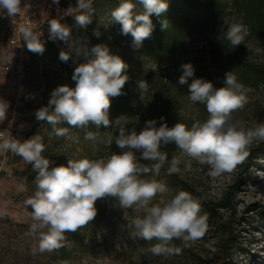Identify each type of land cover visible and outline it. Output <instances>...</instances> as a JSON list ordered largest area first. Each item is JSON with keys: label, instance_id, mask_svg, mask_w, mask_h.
<instances>
[{"label": "clouds", "instance_id": "clouds-1", "mask_svg": "<svg viewBox=\"0 0 264 264\" xmlns=\"http://www.w3.org/2000/svg\"><path fill=\"white\" fill-rule=\"evenodd\" d=\"M52 2L58 6L60 0ZM139 3L143 8L140 13L135 11L137 5L133 0H121L111 12V19L121 26V33L132 36L135 49L151 37L153 14L162 17L169 7L167 0H139ZM21 4L22 0H0V10L12 17L21 11ZM24 7L27 9V4ZM93 14V0H76L75 6L70 4L63 12V16L73 17L80 28L92 23ZM62 19L48 21V39L68 44V50L60 51L59 59L67 62L73 53L87 59L74 69L75 88L66 84L57 86L47 105L36 110L35 118L52 125V132L57 137L68 135L67 128L56 127L60 123L76 128L92 124L98 129L115 125L119 134L114 141L121 151L96 160L68 159L66 166L50 167L52 161L42 155L46 149L40 135L21 142L6 129L0 131V153L11 152L22 157L36 173V191L26 201L31 208L28 234L38 239L41 253L64 247L66 233H75L96 218L97 201L112 198L113 206L122 209L123 213L128 209L144 210L142 217L138 215L132 220V225L140 239L159 241L150 249L153 255L172 254L174 249L167 245L174 239L189 246L203 237L208 228L207 216L200 215L199 201L182 190L171 199L153 204L157 195L163 196L169 189L165 183L149 177L159 176L160 169L168 161V152L162 151L161 146L171 142L199 164L208 165V175L213 178L232 172L243 162L249 155L247 149L255 141H264V123L245 128L232 120L233 112L249 102L244 86L230 71L225 74L224 86L217 88L211 81L194 78L193 64L184 63L180 66L182 75L178 83L188 85L189 100L204 104L208 118L193 123L190 128L181 122L171 128L167 123L157 127V121L150 119L137 133L135 128L126 127L130 123L126 116L117 117L115 121L109 118L110 97L123 94L122 89L129 80L128 65L120 56L111 54L106 45L94 46L91 53L76 47L70 27L62 23ZM162 27H167V20H162ZM19 31L28 51L44 53L42 34L30 26H22ZM224 34L236 48L244 44L247 29L242 22L232 23ZM146 87V83L138 81V88L144 90ZM9 107L8 101L0 99V124L8 119ZM84 138L96 140L97 134L86 132ZM109 143H112L111 139ZM136 152L141 155L137 157ZM141 160L150 163L144 164ZM179 164L180 160L173 157L168 174L180 172ZM190 168L191 164H187L185 170Z\"/></svg>", "mask_w": 264, "mask_h": 264}, {"label": "trees", "instance_id": "trees-1", "mask_svg": "<svg viewBox=\"0 0 264 264\" xmlns=\"http://www.w3.org/2000/svg\"><path fill=\"white\" fill-rule=\"evenodd\" d=\"M120 2L121 0H93L92 23L86 28L77 26L71 16L64 18L61 22L70 27L71 35L85 41L90 49L96 45H105L102 37L96 35L92 30V24L95 21L100 23L104 16L111 17V12L118 7ZM133 2L137 5L135 11L142 12L143 8L139 0H133ZM167 3L168 10L162 17H157L155 14L151 17L154 30L151 37L143 41L141 47L138 49L133 47V38L129 34L124 37L129 42L130 51L120 53L109 48L111 54L120 56L128 65L126 71L129 77L122 89L123 94L118 97H110L109 118L115 121L117 117L126 116L130 122L126 127L128 129L135 128L137 133L143 130L146 121L150 119L157 121V127L161 123H167L171 128L181 122L190 128L193 123L204 122L208 118L206 106L197 102L199 113L196 119H179L178 113L186 104L185 98L189 92L183 87L174 86L170 80L154 82L155 75L133 69L132 64L140 60L141 57L157 64H166L174 61L178 55L189 52L198 42H204V51L213 67L224 74L232 71L237 82L242 84L244 89L264 93V64L255 62L249 56V51L244 44L234 48L226 40L225 34L215 32L227 16L234 14L248 27L250 35L264 47V0H232L229 3L224 0H167ZM70 4L75 6L76 0H60L58 6L67 9ZM162 20H167L166 28L162 27ZM11 34L12 31L8 33L7 40ZM48 35L49 33H43L41 37L45 46L42 55L28 51L27 47L25 51L26 60L23 65L22 80L24 92L20 100V110L26 114L27 121L31 124L30 131L23 134L25 140L36 134L42 137L46 149L42 155L52 161L50 167L66 166L68 159L89 158L96 160L107 158L112 152L119 153L121 150L114 141L119 134L115 125L108 128L101 126L98 129L92 124L86 128H76L66 123H60L56 127L67 128L68 135L57 137L52 132V125L35 118L36 110L47 105L53 89L65 84L71 88L76 86V81L72 79L74 69L71 67L70 61L63 62L59 59L61 51L59 44L64 42L49 40ZM8 79L10 80L9 77ZM138 81L144 83L150 81L153 84L143 98L141 89L138 88ZM260 114L262 122H264V108L260 110ZM86 132L97 134V139L86 140L84 138ZM109 139L112 141L111 144ZM174 144L175 142H171L165 146ZM261 156H264V141L253 149L248 159L249 164ZM17 157L22 158L18 155ZM16 175L27 189H36V173L32 167ZM169 182L177 193L182 190L192 193L188 182L176 173L170 175ZM198 201L201 205L200 215H206L207 220L211 221L220 233L216 257L219 260H216V263L237 264L234 262L236 231L233 226L223 221L220 212H230L234 209V193H226L216 203ZM113 205L114 201L109 204L97 202L96 218L77 232L66 233V239L63 242L65 246L48 252L49 262L51 264H82L87 240L103 229H110L120 235L140 239L135 235L136 229L132 225V220L136 216L123 213L122 209ZM152 242L158 243L159 241L154 239ZM167 246L174 250L184 248L182 242L177 239L171 241ZM11 247L12 244L7 243L0 248V264L19 262L17 254L11 251ZM194 262L195 264H208L207 260L202 258H196Z\"/></svg>", "mask_w": 264, "mask_h": 264}, {"label": "rangeland", "instance_id": "rangeland-1", "mask_svg": "<svg viewBox=\"0 0 264 264\" xmlns=\"http://www.w3.org/2000/svg\"><path fill=\"white\" fill-rule=\"evenodd\" d=\"M224 1L229 3L232 0ZM34 2L39 6L35 13H31L26 0H22L21 11L15 16L9 17L0 10V99L8 101L10 104L8 119L0 124V131L6 129L21 142L25 140L23 134L30 131L31 124L27 121L26 114L20 110V102L17 101L18 86L10 81L1 70L7 57L12 51L14 52L7 44V35L12 31L16 38L21 37L19 29L22 26H30L37 33L45 34L48 33L49 19L68 17L63 16L66 9L53 4L51 0H34ZM25 4H27V9L24 7ZM30 19L32 24H30ZM224 21L227 23L225 24ZM240 22L242 21L237 15L227 16L215 32L224 34L228 25ZM92 25L94 33L102 37L108 48L120 53L130 51L129 42L121 33L119 24L113 23L111 17L104 16L100 23L95 21ZM245 27L247 35L243 43L249 51V56L255 62L264 64V47L250 35L248 27ZM71 36L76 47L86 49L91 53V49L85 41L75 35ZM204 46V42H198L189 52L178 55L174 61L166 64H157L141 57L140 60L132 64V68L139 69L142 73L149 72L155 75L154 82L170 80L174 86L183 87L188 91V85H180L178 80L182 75L180 66L184 63H192L195 69L194 78H204L213 82L217 88L223 87L225 74L213 67L204 51ZM59 48L68 50V44L65 42L59 44ZM86 59L83 55L76 56L73 53L69 61L71 67L75 69ZM189 83H191V78ZM146 85V89L141 90L142 98L149 92L150 86L153 84L149 81ZM244 90L249 102L244 108L233 112L232 120L239 122L245 128H251L264 123L260 114V110L264 108V93ZM185 102L186 104L178 113L179 119H196L199 113L196 103L191 102L188 96L185 98ZM261 142L255 141L247 149L249 155L232 172L221 174L215 178L208 175V165H201L191 159L178 149L176 144L168 147L162 145L161 150L168 152V161L160 169L159 176H150L149 178L165 183L169 191L163 196L157 195L152 203L171 199L177 194L176 190L171 187L170 175L167 172L171 159L176 157L180 160L178 165L180 172L176 174L188 182L192 191L190 194L196 200L216 203L226 193H234V209L230 212L220 211L223 221L233 226L236 231L234 262L237 264H264V156L254 160L253 163L249 164L248 162L253 149ZM136 155L139 157L141 153L136 152ZM140 162L150 163L146 160ZM187 164H191V168L186 171ZM30 167V164L11 152L0 153V248L7 243L12 244L11 251L17 254L19 261L12 264H51L48 260V251L41 253L38 249V239L28 234L31 224V208L26 204V201L33 196L36 189H27L16 174L26 171ZM112 201H114L112 198H106L97 202L109 204ZM125 213L142 217L144 210L134 212L132 209H128ZM207 224L208 228L203 237L190 243L187 247L180 240L184 248L178 252L174 250L172 254L166 255H153L150 249L156 243L152 241L120 235L110 229H103L87 240L82 264H195L194 259L196 258L207 260L208 264H217L220 233L211 221L207 220Z\"/></svg>", "mask_w": 264, "mask_h": 264}, {"label": "built area", "instance_id": "built-area-1", "mask_svg": "<svg viewBox=\"0 0 264 264\" xmlns=\"http://www.w3.org/2000/svg\"><path fill=\"white\" fill-rule=\"evenodd\" d=\"M26 2H28L31 13H35L36 11H38L39 6L36 5L34 0H26ZM30 24H32L31 19ZM7 44L11 49L14 50V52L12 51V53L7 57V61L3 64L1 70L4 75L9 77L10 80L18 86L17 101L20 102L24 92L22 80L23 65L26 60V44L21 37L16 38L13 32L7 40Z\"/></svg>", "mask_w": 264, "mask_h": 264}]
</instances>
